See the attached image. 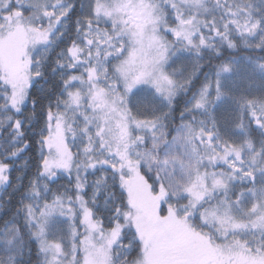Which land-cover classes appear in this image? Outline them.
<instances>
[{"label":"snow or ice","instance_id":"1","mask_svg":"<svg viewBox=\"0 0 264 264\" xmlns=\"http://www.w3.org/2000/svg\"><path fill=\"white\" fill-rule=\"evenodd\" d=\"M0 264H264V0H0Z\"/></svg>","mask_w":264,"mask_h":264},{"label":"trees","instance_id":"2","mask_svg":"<svg viewBox=\"0 0 264 264\" xmlns=\"http://www.w3.org/2000/svg\"><path fill=\"white\" fill-rule=\"evenodd\" d=\"M244 53H240V55H243ZM33 171H34V169H33ZM16 175H20V173H13V176H16ZM62 183L64 182V181H61ZM9 191H11V189H9ZM5 218H7V217H5Z\"/></svg>","mask_w":264,"mask_h":264}]
</instances>
